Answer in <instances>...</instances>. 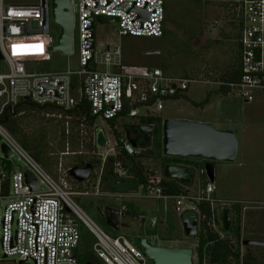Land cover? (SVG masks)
Segmentation results:
<instances>
[{"label": "built area", "instance_id": "2783aa9c", "mask_svg": "<svg viewBox=\"0 0 264 264\" xmlns=\"http://www.w3.org/2000/svg\"><path fill=\"white\" fill-rule=\"evenodd\" d=\"M71 3L79 68L31 72L27 63L49 60L51 47L57 44L50 28L44 31L43 0L24 4L0 0V52L9 65V72L0 73V115L6 110L13 116L22 114L18 107L26 101L42 107L48 118L62 123L67 140L61 154L73 156L83 151L72 149L71 137L79 144L88 140L95 145L97 126L91 125L86 115L76 117L74 113L85 100L90 116L115 122L112 131L118 151L140 155L144 147L133 146L124 132L117 133L119 120H123L124 129L127 125L148 124L145 123L148 119L160 117L167 100L181 96L196 80L168 74L162 67L124 63L120 44L97 47L95 25L96 20L116 21L120 35L162 37L167 0H71ZM233 3L238 20L240 75L222 85L243 101L251 102L255 89L264 90V0H233ZM88 125L93 127L91 132ZM3 143L12 153L7 158L1 149ZM15 154L23 159L25 169L20 166L13 170L2 161ZM59 163L61 175L54 177L0 121V262L18 256V264L20 261L80 264L77 251L82 238L81 222L96 238L94 253L105 264H146L147 258L136 243L124 235L111 236L79 206L74 196L88 192L75 190L68 180L71 166L64 168ZM27 171L37 180L35 190L26 181ZM163 180V174L154 175L138 191L112 195L154 198L165 205L171 201L180 216L196 214L199 223L207 218L201 206L208 204L211 212L208 225L215 230L220 209L235 204L233 200L215 197L216 186L209 180L195 193L185 186L188 191L177 194L165 192ZM156 223L157 219L151 218L150 228Z\"/></svg>", "mask_w": 264, "mask_h": 264}, {"label": "rangeland", "instance_id": "374dc122", "mask_svg": "<svg viewBox=\"0 0 264 264\" xmlns=\"http://www.w3.org/2000/svg\"><path fill=\"white\" fill-rule=\"evenodd\" d=\"M4 1L6 4H24L34 3L38 0ZM169 2L170 11H172L169 14L174 18L170 27L175 31H171L168 38L120 35L116 21L96 20L97 47L101 48L102 45L110 43L120 44L124 63L167 67V71L174 76L190 77L196 80L179 98L165 102L160 117L162 120L171 117L206 121L216 128L231 129L235 132L239 142L237 159L234 162H215L218 180L214 182L216 190L213 195L222 200H233L235 204L242 205L240 225L243 239H264V90L255 89L253 101L245 102L228 87L222 85L232 66L237 65L240 68V58L237 59L239 51L236 46L238 20L236 9L232 5L234 4L233 0H169ZM198 18H200L199 21ZM201 20H203L204 35L193 40V44L189 37H181L183 33L178 29V24L186 26L189 33H194L201 29ZM49 28L51 35L57 41L61 27L54 20L52 13L49 16ZM176 33L180 37H177ZM73 35V54H63L59 50H53L49 52V60L27 63L26 68L31 72L77 70L79 64L76 28L73 30ZM153 50H159L160 53L151 54L150 52ZM236 59L237 62H235ZM6 72H9V65L6 60L0 59V73ZM11 123L17 131L28 134L21 135L24 139L30 141L31 138L36 137L43 145L44 152L49 157H44V159L52 161L51 169L54 173L42 162L43 158L34 157L54 177L61 175L59 162H62L64 168H68L72 167L75 161H79V158L75 156L61 154L65 150L64 137L60 132L63 128L60 129L57 122L48 118L45 115V110L26 108ZM99 125L104 128L110 139V144L107 147L97 150L95 145L88 140L84 144H78V140L76 141L74 136L70 138L73 150L83 151L86 158L101 161L96 166L94 178L89 182L80 183L69 175L68 180L75 190L88 192L85 195L74 196V199L105 232L111 236L124 235L133 243H136L135 232L132 234L133 232L130 233L123 228L114 229L106 222L101 212L106 206L120 207L123 205L134 212H145L147 214L146 225L149 228L151 227V218L157 219L155 226L158 234L148 236L153 244L167 247H192L194 249V264H198L196 251L198 236L185 235L180 214L176 212L171 201L165 205L162 201L154 198H116L112 193L120 192H111L107 188L102 189L96 186L108 157L118 156L119 153L115 144V133L112 131L113 126L103 119H97L95 126ZM117 126L119 129H117V133L123 134V120H119ZM6 128L11 132L9 127ZM92 128L91 125H88L89 132L92 131ZM44 130L45 133H43ZM14 136L20 142L17 136ZM66 140L67 138H65ZM20 144L22 145L21 142ZM111 147L114 148V151H109ZM105 156L108 157L105 159ZM167 158L172 161L170 163L179 162L177 164L193 167L195 177L193 184L189 187L193 193L208 181L206 174L201 172L205 160L192 157ZM164 159V156L161 158L145 156L140 158L144 174L148 179L151 176L163 174ZM2 161L8 163L13 170H18L20 166L26 168L25 162L19 154L13 155L10 160L3 159ZM114 167L123 177L131 174L130 169L125 168L121 162L114 161ZM234 218H236L235 215H233V221ZM79 227L82 236L78 248L79 256L85 260L93 258L97 264H105L94 253L93 245L96 242L94 235L83 223L79 222ZM217 228L221 230L219 226ZM220 232L222 236L232 237L230 233L225 234L226 232L222 230ZM241 253H251L264 264V247L241 244ZM18 262L19 259L16 256L5 258L0 264H18ZM146 264H151L148 259ZM204 264L215 263L206 259Z\"/></svg>", "mask_w": 264, "mask_h": 264}, {"label": "water", "instance_id": "95a60500", "mask_svg": "<svg viewBox=\"0 0 264 264\" xmlns=\"http://www.w3.org/2000/svg\"><path fill=\"white\" fill-rule=\"evenodd\" d=\"M45 9V28L49 31V16L52 13L54 20L60 25L61 32L57 39V44L52 46V50H59L63 54L73 53V26L74 12L71 0H43ZM51 11V12H50ZM144 11V10H143ZM151 54L160 53L159 50H153ZM0 59L3 55L0 52ZM136 132L144 134V141L138 144L135 140H130L133 146L144 147L151 141L154 133V126L151 124L132 125ZM95 147L97 150L107 147L109 140L102 126L95 128ZM239 142L235 132L231 129L216 128L210 122L198 121L187 118L167 117L162 120V153L167 157L178 158H199L205 160L203 166L207 179L210 182L215 181L216 161L234 162L237 159ZM1 149L5 157L12 153L9 147L3 143ZM108 159H112L109 156ZM94 164L87 163L84 167L72 166L69 169V175L78 182L87 181L93 172ZM163 175L167 179H172L185 186H191L195 177V171L192 167L183 164L168 163L163 167ZM26 181L33 189H37V180L30 172H26ZM221 210V227L226 233L232 232V209L223 207ZM104 211L108 215H121L129 219H145L147 214L140 212L137 214L129 213L112 206H106ZM181 221L186 236L199 235V221L196 215L181 214ZM107 223L114 229L120 227L117 223L107 217ZM135 242L142 250L151 264H194V249L192 247H167L153 244L145 235H138ZM244 246L264 247V239H244ZM23 261H20L21 264ZM85 264H96L92 261H86Z\"/></svg>", "mask_w": 264, "mask_h": 264}, {"label": "trees", "instance_id": "16d2710c", "mask_svg": "<svg viewBox=\"0 0 264 264\" xmlns=\"http://www.w3.org/2000/svg\"><path fill=\"white\" fill-rule=\"evenodd\" d=\"M169 0H167V22L171 23L173 22L172 16L169 14L172 11H170V7L168 4ZM169 7V10H168ZM200 18H198V21ZM166 22V23H167ZM202 22L201 20V29L198 31H195L194 33H189L187 31L186 26H180L178 24V29L182 31L183 35L181 37H189L191 39V44H193V38L198 34L202 33L204 30L202 28ZM177 27V26H176ZM177 29V28H176ZM170 31V30H168ZM176 36L178 37L179 35L176 33ZM180 37V36H179ZM238 37L239 33H236V46L237 50L240 52V46L238 42ZM212 43V41H211ZM214 43V42H213ZM239 54V53H238ZM240 58L238 55L237 59ZM237 59L235 62H237ZM164 71L168 74H170L167 70V67L163 68ZM240 69L236 65L232 66L230 68V72L228 77L226 78V82H232L235 81L239 78L240 75ZM172 75V74H171ZM208 101V100H207ZM78 108L75 109L74 113L76 117H80L82 115H86L88 117V120L91 125H93L96 122V118L93 116L89 115V108H88V103H86L85 100H83L82 104L77 106ZM26 108H38L40 110H44L42 107L36 106L28 101L23 102L19 105L18 111H23ZM16 116L11 115L7 110L0 115V121L6 126L11 129V132L17 136V138L20 140L22 145L30 151L33 156L36 158L42 159V162L47 166L51 172L54 173L53 169H51V164L52 161L48 159L46 161L44 157H48L45 152L43 145L39 143L38 139L36 137L31 138L30 141H27L24 139L21 135L27 133H22V131H17L14 129L12 126V121L14 120ZM54 120V119H53ZM55 121V120H54ZM57 122V121H55ZM114 121H109L108 124L110 126H114ZM148 124H153L154 126V133L151 141L148 143V145L144 146V150L140 155H129L124 151H119L118 156H112V159L117 162H121L125 168H129L131 174L129 176L121 178L120 183L112 182L113 187L107 188V190L111 192H120V193H128V192H135L140 189V187L146 186L148 178L144 174L143 166L141 165L140 158L143 156L145 157H155V158H161L163 155L162 153V118L157 117V118H150L148 119L147 122ZM59 125L60 129L62 127L61 122H57ZM130 126L127 125L125 126V129H129ZM61 135L64 137V144L66 143L65 141V134L63 130L61 131ZM45 133V130L44 132ZM30 136V135H29ZM45 140V138H43ZM79 144V141H77ZM65 147V145H64ZM150 147V148H149ZM79 155V154H78ZM164 164H168L172 162L169 160L166 156H164ZM49 158V157H48ZM76 162V161H75ZM97 165L101 161H96ZM179 163V162H177ZM175 163V164H177ZM58 165V163H57ZM193 168V167H192ZM203 168V167H201ZM194 170V169H193ZM52 173V174H53ZM56 177V176H55ZM162 185L164 187L165 192L172 193V194H177V193H182L188 191L189 188H186L185 185L180 184L179 182L172 180V179H167L164 177V180L162 182ZM202 210L207 214V218L202 219L199 223L200 229H199V235H198V244L196 247L197 251V257H198V264H204L205 260L208 259L211 263L215 264H262L263 262L261 260H258L253 254L247 253V254H242L241 253V244L242 241L244 240L241 235V225H240V217H241V212H242V205L241 204H233L230 206L232 209L233 215L236 216L234 218L233 224H232V237H225L221 235V230L224 231L221 227V216L218 217L217 219V224L221 230H215L212 228V226L208 225L209 218L211 216L210 212V206L208 204L202 205ZM186 215H196L192 213H186ZM197 216V215H196ZM146 234L149 235H157L158 230L156 226L154 228H149L146 232ZM228 234V233H225ZM77 256L79 259L80 264H85V262L88 260L95 261L93 258H89L85 260V258L79 256V253L77 251Z\"/></svg>", "mask_w": 264, "mask_h": 264}, {"label": "flooded vegetation", "instance_id": "af4514ba", "mask_svg": "<svg viewBox=\"0 0 264 264\" xmlns=\"http://www.w3.org/2000/svg\"><path fill=\"white\" fill-rule=\"evenodd\" d=\"M168 30H170V31H168ZM171 31H175V30L171 29L170 23L167 22L166 28L164 31V35L162 37L164 39L166 37L168 38V35H170ZM171 34L173 35L174 33H171ZM200 35H204V31L201 34L198 33L193 39L196 40ZM124 133L126 134L127 139L135 140L138 142V144H141L144 141V134L136 132L135 129L132 127H130L129 129H125ZM73 156H75L76 158H79V161H76L73 166L84 167L89 162H92L94 164L93 172L91 173L90 178L85 182L91 181L95 176V170H96V166H97L96 160L91 159V158H86V156H84L83 153H81L79 155H73ZM121 178H123V176L120 175L118 173V170H116V168L114 167V160L113 159H107L105 164H104V170L101 171V175L98 179V183H96L97 181L95 183H96V186L98 188H102V189L108 188L109 189V188L113 187L112 182H116L118 184V183H120ZM80 183H83V182H80ZM123 206H120V207L112 206V207L123 210V211H127L129 213H133V214L140 213V212L131 211L127 206H124V208H122ZM101 213L104 216V218L106 219V222H107V217L109 216L110 220H112L114 223H117L120 228H123L124 230H126L130 233L133 232L132 234H134V232H135L136 233L134 235L135 237H137L140 234L148 237V235L146 234L147 230L149 229L148 225H146L147 217L145 219L140 218L138 220H133V219H129L127 217H122L121 215H118V214L117 215H109V214L107 215L105 211H103ZM92 262L95 263V261H92Z\"/></svg>", "mask_w": 264, "mask_h": 264}, {"label": "crops", "instance_id": "0c3cea01", "mask_svg": "<svg viewBox=\"0 0 264 264\" xmlns=\"http://www.w3.org/2000/svg\"><path fill=\"white\" fill-rule=\"evenodd\" d=\"M240 69V68H239ZM240 72V71H239ZM226 82V81H225ZM180 96H176V97H174V99L175 98H179ZM173 99V98H172ZM221 123V122H220ZM131 127V126H130ZM125 130V129H124ZM62 131V130H61ZM238 151H239V149H238ZM237 156H238V154H237ZM188 166V165H187ZM191 167V166H190ZM218 179H217V176H216V170H215V181H217ZM214 181V182H215ZM193 184V183H192ZM186 187H190V186H186ZM191 190V189H190ZM233 213V212H232ZM221 216V215H220ZM232 219H233V215H232Z\"/></svg>", "mask_w": 264, "mask_h": 264}]
</instances>
